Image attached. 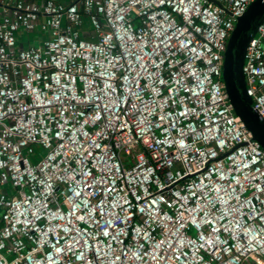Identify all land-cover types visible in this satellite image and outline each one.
<instances>
[{
  "label": "built area",
  "instance_id": "obj_1",
  "mask_svg": "<svg viewBox=\"0 0 264 264\" xmlns=\"http://www.w3.org/2000/svg\"><path fill=\"white\" fill-rule=\"evenodd\" d=\"M254 1L6 4L0 264H264V150L223 81ZM244 73L264 118V22Z\"/></svg>",
  "mask_w": 264,
  "mask_h": 264
},
{
  "label": "water",
  "instance_id": "obj_2",
  "mask_svg": "<svg viewBox=\"0 0 264 264\" xmlns=\"http://www.w3.org/2000/svg\"><path fill=\"white\" fill-rule=\"evenodd\" d=\"M264 22V0H255L247 12L237 19L224 54L223 81L228 101L252 139L264 150V118L255 110L247 92L244 73L245 56L250 42Z\"/></svg>",
  "mask_w": 264,
  "mask_h": 264
},
{
  "label": "crops",
  "instance_id": "obj_3",
  "mask_svg": "<svg viewBox=\"0 0 264 264\" xmlns=\"http://www.w3.org/2000/svg\"><path fill=\"white\" fill-rule=\"evenodd\" d=\"M16 0H0V12L3 11V9L5 8L6 4H8L9 2H14ZM29 2H33V3H37L39 5H42L44 4V2H46L47 0H27ZM57 2H60V3H63V4H69L71 3L73 0H55ZM87 28V27H86ZM88 29V28H87ZM39 31H35L33 33H23L19 36V44L21 46H24V47H28V46H39L41 45V37H39V39H37L35 37V40L36 42H39L38 45H32V38H31V34H35ZM48 35L44 34L43 37H47Z\"/></svg>",
  "mask_w": 264,
  "mask_h": 264
},
{
  "label": "rangeland",
  "instance_id": "obj_4",
  "mask_svg": "<svg viewBox=\"0 0 264 264\" xmlns=\"http://www.w3.org/2000/svg\"><path fill=\"white\" fill-rule=\"evenodd\" d=\"M87 28L91 29V26L89 25V23L87 24ZM43 36H44V32H37L35 34H31V38H32V43L31 44L32 45H38L39 42H36L35 37L37 39H39V37H41V39H44L45 37H43Z\"/></svg>",
  "mask_w": 264,
  "mask_h": 264
}]
</instances>
